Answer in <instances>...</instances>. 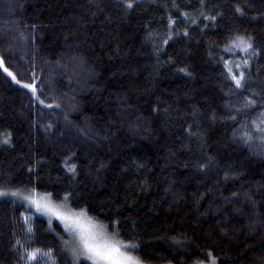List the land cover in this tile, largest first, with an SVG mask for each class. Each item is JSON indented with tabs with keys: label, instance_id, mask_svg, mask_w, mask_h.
I'll list each match as a JSON object with an SVG mask.
<instances>
[{
	"label": "trees",
	"instance_id": "trees-1",
	"mask_svg": "<svg viewBox=\"0 0 264 264\" xmlns=\"http://www.w3.org/2000/svg\"><path fill=\"white\" fill-rule=\"evenodd\" d=\"M0 59V191L70 194L142 264H264V0H0ZM61 235L0 198V264Z\"/></svg>",
	"mask_w": 264,
	"mask_h": 264
},
{
	"label": "snow or ice",
	"instance_id": "snow-or-ice-1",
	"mask_svg": "<svg viewBox=\"0 0 264 264\" xmlns=\"http://www.w3.org/2000/svg\"><path fill=\"white\" fill-rule=\"evenodd\" d=\"M125 7L131 9L133 4L129 2ZM237 11L239 12L240 10L237 9ZM205 19H209V17H205ZM210 19L214 20L215 17H211ZM251 39V37H237L233 41V46L239 48L248 57L241 61V65H237V69H240L241 66L247 67L250 58L257 55ZM0 68H3L7 75L12 77L14 82L19 83L15 75L5 67L3 59H0ZM229 76L237 89L245 87L246 74L244 71H239V75H236L229 69ZM22 87L32 88V85L23 84ZM32 90L35 93V89L33 88ZM247 103L254 105L255 101L249 99ZM47 106L52 107V105ZM56 106L59 107V105ZM232 119H235V117L233 116ZM253 125L255 130L262 134L260 136L261 141H264V113L260 114L259 123L253 121ZM241 139L243 143L248 145L252 142L253 137L249 132L245 131ZM3 143L7 144L8 140L5 139ZM69 171L75 173V165ZM4 196L23 200L36 213L47 216L50 231L53 230L54 220L63 226L64 233L67 235L66 238L64 235H61L59 239L62 242V251L70 258L68 264H81L82 260L89 262V264H142V259L137 254H134L138 250V245L132 242H125L117 227L119 224L118 220L106 223L97 216L91 215L88 208L74 207L71 203L70 194H65L59 202L53 198L52 193L41 195L34 189L27 192L0 191V197ZM27 231L30 234L32 232L31 227H28ZM17 243L19 244V241ZM24 250L27 253V264L34 261L40 252L39 249L28 251L25 248ZM47 255L51 258V250ZM21 258L23 259L24 256L22 255ZM53 264H55V260H53ZM211 264H216L215 258H211Z\"/></svg>",
	"mask_w": 264,
	"mask_h": 264
},
{
	"label": "rangeland",
	"instance_id": "rangeland-1",
	"mask_svg": "<svg viewBox=\"0 0 264 264\" xmlns=\"http://www.w3.org/2000/svg\"><path fill=\"white\" fill-rule=\"evenodd\" d=\"M40 194V193H39ZM42 195V194H41ZM1 198V197H0ZM20 200V199H19ZM23 203H24V205L26 206V208L28 209V210H30L34 215H36V216H40V217H43V218H45V219H47L48 220V217L47 216H42V215H40L39 213H36L35 212V210L33 209V208H31V207H29L28 205H27V203L25 202V201H23V200H21ZM27 218H29V216H27ZM55 221V220H54ZM56 222H58V221H56ZM59 223V222H58ZM60 224V223H59ZM61 225V224H60ZM62 226V225H61ZM63 227V226H62Z\"/></svg>",
	"mask_w": 264,
	"mask_h": 264
}]
</instances>
